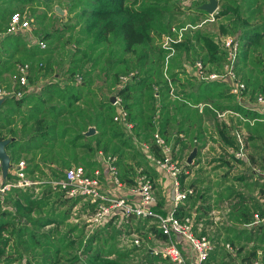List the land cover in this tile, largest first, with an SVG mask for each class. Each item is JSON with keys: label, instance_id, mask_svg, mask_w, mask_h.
Returning a JSON list of instances; mask_svg holds the SVG:
<instances>
[{"label": "trees", "instance_id": "trees-1", "mask_svg": "<svg viewBox=\"0 0 264 264\" xmlns=\"http://www.w3.org/2000/svg\"><path fill=\"white\" fill-rule=\"evenodd\" d=\"M220 1L224 6L216 13L218 29L237 40L233 71L244 84L242 95H264V0ZM201 3L194 2L186 12L179 0H0V30L5 31L10 13L22 12L24 6L33 24L30 33L4 32L0 37V78L6 79L10 91L21 92L3 97L0 138H9L5 151L10 164L24 159L27 174L38 180L3 194L0 264H175L149 245L129 240L133 233L167 238L157 227L154 211L121 214L111 227L120 214L114 212L86 232L85 226L94 222L69 218L90 214L99 199L74 208L80 196L65 195L49 178L62 176L73 164L89 172L102 169L95 157L100 152L103 160L114 157L124 184H133L143 173L153 186L157 171L152 158L162 155L153 133L171 145V152L179 142L181 148L195 145L198 154L205 144L204 118L223 112L235 115L239 125L231 132L215 118L220 148L244 165L232 152L240 149L253 168L232 175L237 182L224 186L221 180L211 183L205 177L184 183V172L179 171V188L192 191L176 202L173 213L191 216L195 231L199 219L224 197L228 210L225 221L210 234L213 247L207 261L252 264L260 249L264 263V111L236 99L225 80L197 74V60L204 73L220 72L227 61L226 49L213 40L214 32L197 25L208 16ZM55 6H66L71 14L55 18ZM164 37L171 40L163 43ZM23 63L28 66L27 85H18L13 75ZM110 96L117 98L130 127L113 117L117 103ZM90 126L94 131L86 134ZM203 181V190H195ZM253 188L262 202L250 194ZM254 213L263 222L252 224Z\"/></svg>", "mask_w": 264, "mask_h": 264}, {"label": "built area", "instance_id": "built-area-1", "mask_svg": "<svg viewBox=\"0 0 264 264\" xmlns=\"http://www.w3.org/2000/svg\"><path fill=\"white\" fill-rule=\"evenodd\" d=\"M28 25L29 21L22 12L18 10L12 11L6 23L5 31L0 30V37L4 32L23 33V31L28 28ZM178 37L179 35H177L175 40L165 37L163 43H166L168 40L176 41ZM33 41H36L40 47L44 46L42 40L33 38ZM220 44L227 51V61L223 64L222 70L220 72L210 71L204 73L200 62L197 60L195 61L197 74L203 78H218L225 80L230 84V90L235 94L236 99L241 100L244 84L235 77L233 71V59L237 47V40L231 35H222L220 37ZM27 68V63L17 65L16 74L13 75V78L18 85H27ZM10 92L15 93L17 96L21 94L20 91L5 90L0 86V97H4L10 94ZM254 98L259 108L253 107L259 111H264V95L257 93ZM112 103H117V111L113 117L121 121L126 127H130L131 123L125 119V111L118 104L117 98H115ZM153 137L162 150L161 156L152 158L153 165L170 179L173 186V200L176 204V202L185 197L187 192H191L192 189L190 187L185 189L179 188L177 174L179 171H183V169L176 160L171 158L170 145L166 143L157 132L153 133ZM143 146L146 147V145ZM234 154L236 156H241L242 151L240 149L236 150ZM113 159L114 157L112 156L106 157L102 169L94 167L90 172L81 164L70 165L64 170L62 176L49 178V182L53 187L61 189L67 196H80V199L90 200L99 199L96 209L90 214L84 215L88 220L94 223L101 222L105 216L110 215L112 212H119L124 215L134 214L136 216H144L152 213L148 208L149 205L154 202L152 182L149 177L143 173L136 176L133 184L127 185L129 195H119L112 198L99 191L101 179L103 178H105L109 184H113L116 187L126 185L119 179L116 165L112 162ZM7 172L10 174V178L8 179H6V176L3 178L0 171V201L3 198L5 190L8 188H26L38 182V180H33L27 174L25 170V161L22 158L10 164ZM33 190L36 192L37 188L34 187ZM153 215L156 217L158 229L167 237L165 240H160L157 246L152 247L154 253L167 257L175 264H189L181 249L172 241V234H177L193 251L195 258L194 264H213L207 261L208 253L212 249L213 244L208 240L205 234L197 233L192 229L191 216L174 215L173 209L165 214H156L154 212ZM253 215L254 218H258L256 213ZM129 240L135 244L138 243V238L134 235L131 236ZM252 264H259L258 259L255 258Z\"/></svg>", "mask_w": 264, "mask_h": 264}, {"label": "rangeland", "instance_id": "rangeland-1", "mask_svg": "<svg viewBox=\"0 0 264 264\" xmlns=\"http://www.w3.org/2000/svg\"><path fill=\"white\" fill-rule=\"evenodd\" d=\"M207 0H179V2L182 4L184 10L186 12H190L194 8V2H205ZM217 1V7L214 12L208 13V16L204 19H199L197 25L202 24L205 28L209 29L210 31L214 32V37L213 40L214 42L218 45L221 46L220 44V37L222 34L220 33L218 29V19H216V13L221 10V8L224 6V3L220 0ZM60 10H55L54 9V17L58 18V15H63V18H66L68 15L71 13L67 12V7H59ZM40 10V8H38ZM22 13L27 17L29 21L28 28H26L23 32L24 33H30V30L32 29V22H31V15L28 14L26 6L23 7ZM179 18H185L184 15H180ZM65 19H62L61 22H63ZM189 27V24L187 23L185 25V28ZM183 28V29H185ZM235 38V36H233ZM165 40V37L163 38ZM188 71L192 70V67L189 65H186ZM194 68V67H193ZM196 72V71H195ZM0 86L3 87L5 90H8V86L6 85V79L5 78H0ZM241 102L244 104H247L248 106H254L256 108H259V105L255 102V98L248 99V92H246L242 97L240 98ZM230 116H233L232 119H229ZM215 118L218 123L224 122L227 126H229V130L232 132L235 130L236 127H238L237 119H235V115L227 114L225 112L216 114L215 117L212 115H206L207 121H205V130H206V136H205V144L204 146L200 149L199 154H195L194 158L196 157V162L193 163L190 167H184V157L188 153V149H181L180 145L172 150L170 153V156L173 160H176L177 163L180 165V167L183 169L184 172V178L183 182L187 183V181L190 178H194L196 176H199L200 174L204 176H208L210 178H215L216 176H221L222 174L226 173L228 175V172H233L238 170H243L245 167L241 163H237L231 159L227 155L225 151H222V149L219 146V140L218 136L215 133ZM234 126V127H232ZM241 145V144H240ZM249 148H247L245 151H248ZM232 152H235L232 150ZM156 176H154V184L152 186L153 188V196H154V202L149 205L150 210H156L155 208L157 206H160L162 209L167 210L165 211L168 212V208L172 204V198H173V186L171 184V181L168 177H166L161 171L156 169ZM231 175V173H230ZM161 177V179L159 178ZM160 182V183H159ZM201 186L197 187L200 188ZM99 191L108 196V197H117L119 195H129L128 191L126 190L125 185L116 187L113 184H109L106 182V180L101 181L100 183V188ZM87 199H81V201L76 205L75 208H78L82 202H86ZM217 203V201H216ZM221 202L220 200L218 201L217 204H214V206H217V209H214L209 213V216L212 218L211 223L212 228L216 226L215 222L219 219H221L224 215L223 209H221ZM219 207V208H218ZM114 214V212H112ZM111 213V214H112ZM108 216H105L101 222L98 223H91L85 226V231L88 232L95 228L96 226H100L103 222H105L108 219ZM122 217L121 214H117V217H115L112 220L111 227L116 226L118 222L121 220L120 218ZM85 216H81L79 219L83 220L85 219ZM71 221H74L75 219L73 217L70 218ZM78 220V219H77ZM202 228V225L199 226ZM212 230V229H211ZM212 231L206 233H203L207 236L208 240L210 241V234ZM210 233V234H209ZM137 236V234L133 233L132 235H129L128 237L130 238L131 236ZM180 238V240H175V239ZM172 237V241L179 246L181 249L182 253L187 256V261L189 264H194L195 263V258H194V253L191 251L189 246L185 243H183V239L179 236ZM123 241H127V238H123ZM138 242H141L144 245H150V246H157L158 243H156V239L149 238L148 235L146 237H138Z\"/></svg>", "mask_w": 264, "mask_h": 264}, {"label": "crops", "instance_id": "crops-1", "mask_svg": "<svg viewBox=\"0 0 264 264\" xmlns=\"http://www.w3.org/2000/svg\"><path fill=\"white\" fill-rule=\"evenodd\" d=\"M32 85H30V87H31ZM205 121H207V119L206 118H204V122H203V125H205ZM171 143V142H170ZM177 145L179 146L180 145V143L179 142H177L176 144H175V146L177 147ZM171 146V145H170ZM173 147V149L174 148H176V147ZM194 146V145H193ZM181 148V147H180ZM192 148V147H191ZM181 149H187V148H181ZM201 149V148H200ZM189 150V149H188ZM190 151V150H189ZM188 151V152H189ZM188 154V153H187ZM186 154V155H187ZM196 155H197V147H196V153H195ZM199 154V153H198ZM233 154H234V152H233ZM195 156V155H194ZM95 157H96V159L99 161V164L101 163V166L102 167H104V160H103V155L100 153V152H97V154L95 155ZM186 157V156H185ZM185 157H184V161H185ZM240 157H242L243 159L242 160H244V166L243 167H245L243 170H246L247 169V167H249L250 165H249V163H248V161H247V159L245 158V156L243 155V152H242V155L240 156ZM196 157L194 158H192L191 159V161L189 162V163H187V164H190L189 165V167L193 164V163H195L196 162ZM251 167V169L253 168V166H250ZM43 169H45V167H43ZM88 170V169H87ZM243 170H236V171H233V172H230L231 173V175H230V173L228 172V175L226 174V173H224V174H222L221 176H216L215 178H210V177H208V176H204V175H202V174H200L199 176H196V177H194V178H197V177H205L207 180H210V182L212 183V182H214V180H221L222 181V185L224 186L225 184H227V183H229L230 181H234L235 183L237 182L236 180H233V179H231V177H232V175H234V174H237V173H240V172H242ZM263 176H264V171H261L260 172ZM29 175V174H28ZM156 176V175H155ZM160 179H161V177H159ZM194 178H190L189 180H191V179H194ZM103 180H106L105 178H103V179H101V181H103ZM106 182H107V180H106ZM188 182V181H187ZM107 183H109V182H107ZM160 183V182H159ZM186 186V185H185ZM188 186V185H187ZM199 186H201L200 188H197V187H199ZM206 185H205V181H203V182H198V183H196V185H195V190H203V188L205 187ZM125 187H126V190H128L127 189V185H125ZM217 189H219V188H217V187H214L213 186V190H217ZM250 194L252 195V196H254L255 195V197H257V199H258V201H260V202H262V200H263V198L261 197V196H259L258 194H257V190H256V188H253V189H251V191H250ZM220 200V202H221V209H223V211H224V215H223V217L221 218V219H219V221L217 220L216 221V225H218L219 223H221V221H225V212L228 210V205H227V200L226 199H224V197H222L221 199H217V203H218V201ZM211 202L213 201L212 199L210 200ZM216 203V204H217ZM77 205V204H76ZM76 205L74 206V207H76ZM175 205V203H174V200H173V198H172V204H171V206L168 208L169 210H168V212L173 208V206ZM213 205V210L214 209H217V206H214V204H212ZM219 208V207H218ZM156 210H153L156 214H165V211H167V210H164V209H162L160 206H157L156 208H155ZM212 210V211H213ZM167 213V212H166ZM82 216H84V215H82ZM81 217V216H80ZM80 217H73L75 220L74 221H77V219H79ZM71 218V217H70ZM70 218H69V220H70ZM211 217L209 216V215H206V216H204V217H201L200 219H199V221H198V223H197V227H196V230H195V232H197V233H205L206 232V234L208 233V232H210V231H212L214 228H212L211 226H212V224L210 225V223H211ZM208 220V221H207ZM207 221V222H206ZM257 222H263V219H259V218H254L253 219V221H252V224H254V223H257ZM200 225H202V228H200L199 226ZM212 229V230H211ZM210 234V233H209ZM178 235L177 234H172V236L171 237H174V239L177 237ZM148 237L149 238H152V240L153 239H156V243H159L160 242V238H157V237H155V236H152V235H148ZM178 238H179V236H178ZM175 240H178L177 238L175 239ZM179 240H180V238H179ZM178 240V241H179ZM183 243H185V241H183ZM185 244H187V243H185ZM225 246L228 248V249H230V250H232L227 244H225ZM149 247H153V246H150L149 245ZM192 251V250H191ZM193 252V251H192ZM233 253L235 254V251H233ZM262 255H263V253H262V251L260 250V249H257L256 251H255V254H254V256H253V258H252V261L255 259V258H257L258 259V261H259V264H264L263 263V257H262ZM194 256V255H193ZM186 257V259H187V256H185Z\"/></svg>", "mask_w": 264, "mask_h": 264}, {"label": "water", "instance_id": "water-1", "mask_svg": "<svg viewBox=\"0 0 264 264\" xmlns=\"http://www.w3.org/2000/svg\"><path fill=\"white\" fill-rule=\"evenodd\" d=\"M200 7L202 9H204L207 13H212L215 11L216 7H217V1L216 0H207L205 2H202L200 4ZM55 10H60L59 6H55ZM109 99L111 101L114 100L113 96H110ZM3 97H0V104L2 103ZM94 131V128L92 126H90L87 130H86V134H91ZM9 140V138H0V171H1V176L4 178L6 176V172L10 166V162H9V156L7 154V152L5 151V144L7 143V141ZM196 153V146H192V148L190 149V151L188 152V154L185 157V162L189 163L191 161V159L194 157Z\"/></svg>", "mask_w": 264, "mask_h": 264}]
</instances>
